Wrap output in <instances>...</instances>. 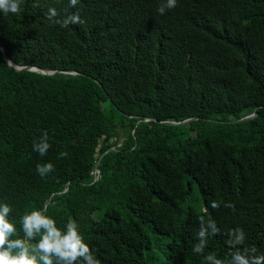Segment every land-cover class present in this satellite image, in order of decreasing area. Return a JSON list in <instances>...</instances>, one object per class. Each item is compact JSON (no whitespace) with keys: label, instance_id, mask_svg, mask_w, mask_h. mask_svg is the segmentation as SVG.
<instances>
[{"label":"trees","instance_id":"trees-1","mask_svg":"<svg viewBox=\"0 0 264 264\" xmlns=\"http://www.w3.org/2000/svg\"><path fill=\"white\" fill-rule=\"evenodd\" d=\"M161 2L22 0L0 13L14 65L78 73L15 71L0 51V204L17 236L40 210L61 230L75 221L100 264L227 261L237 227L264 255V0H177L163 15ZM50 8L83 24L62 28ZM201 215L220 231L194 254Z\"/></svg>","mask_w":264,"mask_h":264},{"label":"clouds","instance_id":"clouds-1","mask_svg":"<svg viewBox=\"0 0 264 264\" xmlns=\"http://www.w3.org/2000/svg\"><path fill=\"white\" fill-rule=\"evenodd\" d=\"M21 2L22 0H0V13L19 14L22 10ZM77 4L78 0H69L70 7ZM176 6L177 0H162L157 12L163 15L166 10ZM57 15L55 9L48 10V19L62 28L69 24H83L78 12L62 19H55ZM32 147L40 156H45L51 147L48 133L45 131L38 140L34 139ZM66 156V152H61L59 158ZM36 171L44 178L54 171V166L51 163L38 164ZM220 203L213 201L211 207L219 208ZM224 207L235 210L231 202H225ZM12 211L7 203L0 204V264H100L92 249L85 243L75 221H69L64 230H61L54 219L40 210H32L20 217L18 223L23 236L19 237L16 224L8 219ZM198 221V243L193 246L192 251L194 254H203L208 236L217 235L220 230L210 216L206 219L205 215H201ZM227 235L229 239L226 243L230 249L227 261L217 258L215 253H209L204 257L205 264H264V255L258 254L255 246H244L245 233L242 228L231 229ZM32 241L35 243H31Z\"/></svg>","mask_w":264,"mask_h":264},{"label":"water","instance_id":"water-1","mask_svg":"<svg viewBox=\"0 0 264 264\" xmlns=\"http://www.w3.org/2000/svg\"><path fill=\"white\" fill-rule=\"evenodd\" d=\"M0 51H2L3 57H4L5 61L7 62V64L15 71L25 70V71L37 72V73L44 74V75H52V74L59 73V72L64 73V74H70V75H77L78 74L75 71H64V72L59 71L58 72V71H55V70L36 68V67H33V66H17V65H14L8 59L5 48L0 47ZM255 116H256V110H254V112L252 114H250V115H248L246 117H243V118L238 119L236 121H231V123L248 121V120L253 119ZM195 119L196 118L187 119V120H184V121H181V122H164V123L167 124V125L173 126V125L185 124V123H188L191 120H195ZM146 120H151V119L150 118H146Z\"/></svg>","mask_w":264,"mask_h":264},{"label":"rangeland","instance_id":"rangeland-1","mask_svg":"<svg viewBox=\"0 0 264 264\" xmlns=\"http://www.w3.org/2000/svg\"><path fill=\"white\" fill-rule=\"evenodd\" d=\"M196 190H197V189H195V190H194V195H193L194 197H195V195H197V192H196Z\"/></svg>","mask_w":264,"mask_h":264}]
</instances>
